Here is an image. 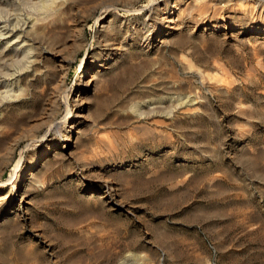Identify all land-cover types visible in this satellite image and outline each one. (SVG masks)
Returning <instances> with one entry per match:
<instances>
[{"label": "rangeland", "instance_id": "374dc122", "mask_svg": "<svg viewBox=\"0 0 264 264\" xmlns=\"http://www.w3.org/2000/svg\"><path fill=\"white\" fill-rule=\"evenodd\" d=\"M46 1L0 0V264H264V0Z\"/></svg>", "mask_w": 264, "mask_h": 264}, {"label": "bare ground", "instance_id": "6f19581e", "mask_svg": "<svg viewBox=\"0 0 264 264\" xmlns=\"http://www.w3.org/2000/svg\"><path fill=\"white\" fill-rule=\"evenodd\" d=\"M30 1H32V3L35 2L36 4L41 3L40 7L42 6L44 8H47L49 5V3L46 0H30ZM34 25L35 22L29 18L26 19L25 23L23 24L25 30H27V33H29L33 29ZM15 26H17V24ZM15 26L14 27L12 26L11 29L7 28L6 26L0 27V41L6 42L9 45L20 44L22 42V34H19L20 30L16 29ZM21 45L22 47L25 46L23 43H21Z\"/></svg>", "mask_w": 264, "mask_h": 264}]
</instances>
